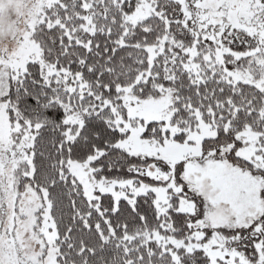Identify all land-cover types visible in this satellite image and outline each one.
<instances>
[{
  "label": "snow or ice",
  "instance_id": "1",
  "mask_svg": "<svg viewBox=\"0 0 264 264\" xmlns=\"http://www.w3.org/2000/svg\"><path fill=\"white\" fill-rule=\"evenodd\" d=\"M0 264H264V0H0Z\"/></svg>",
  "mask_w": 264,
  "mask_h": 264
}]
</instances>
